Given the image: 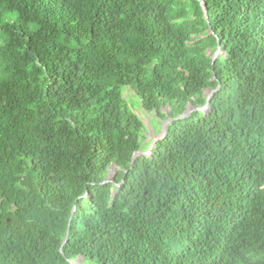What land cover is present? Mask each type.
I'll return each mask as SVG.
<instances>
[{
    "label": "trees",
    "instance_id": "trees-1",
    "mask_svg": "<svg viewBox=\"0 0 264 264\" xmlns=\"http://www.w3.org/2000/svg\"><path fill=\"white\" fill-rule=\"evenodd\" d=\"M79 260L264 264V0H0V264Z\"/></svg>",
    "mask_w": 264,
    "mask_h": 264
},
{
    "label": "water",
    "instance_id": "water-1",
    "mask_svg": "<svg viewBox=\"0 0 264 264\" xmlns=\"http://www.w3.org/2000/svg\"><path fill=\"white\" fill-rule=\"evenodd\" d=\"M201 1V0H200ZM203 6L205 7V5L203 4ZM220 55V50L215 54V57H214V60H216V58ZM217 92V90H207L206 93H205V97H206V100H207V104L205 105V107L203 108H200L199 110L200 111H203L204 113H208L210 111V102H211V97L212 95ZM197 110L196 108L192 107V106H189L186 110V112L180 116L179 118L177 119H172V118H169L167 119L163 125H162V128H161V134L157 137H155L152 142H151V145H150V149L148 152H144V151H139L137 153H135L134 155V158H133V161H132V165L134 164L136 158L141 155V154H146V155H151L152 152H153V149L156 145V143L159 141V140H162L166 137L167 135V131H168V126L173 123L175 120H180V119H184V118H187L193 111ZM149 140V137L148 139ZM115 168L113 167L112 171H114ZM112 171H110L105 183H111V182H114V178L112 177ZM67 241V238L65 239V242L66 243ZM80 262L77 261V262H71V264H78Z\"/></svg>",
    "mask_w": 264,
    "mask_h": 264
},
{
    "label": "rangeland",
    "instance_id": "rangeland-1",
    "mask_svg": "<svg viewBox=\"0 0 264 264\" xmlns=\"http://www.w3.org/2000/svg\"><path fill=\"white\" fill-rule=\"evenodd\" d=\"M123 98L125 99L127 105L135 112L137 113L141 118L143 117L142 115H145L142 108H141V103L139 101V99L137 97L134 96V94L128 90L125 89L123 91ZM164 112H167V110L164 108L163 109ZM151 115V114H150ZM146 116V115H145ZM153 116V115H151ZM144 122L147 125L149 131L146 132L147 134V139L149 137V140L146 139V141H150L153 140L155 137L159 136L161 134V128L162 126L159 125V120L157 118H144ZM151 124V126H149ZM160 131V133H159ZM115 176V172L112 171V177L114 178Z\"/></svg>",
    "mask_w": 264,
    "mask_h": 264
}]
</instances>
